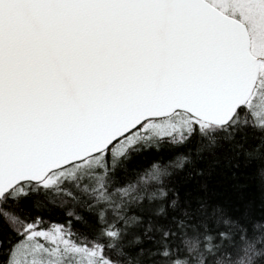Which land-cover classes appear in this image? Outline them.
<instances>
[{
  "label": "snow or ice",
  "instance_id": "6c2138e0",
  "mask_svg": "<svg viewBox=\"0 0 264 264\" xmlns=\"http://www.w3.org/2000/svg\"><path fill=\"white\" fill-rule=\"evenodd\" d=\"M0 264H264V0H0Z\"/></svg>",
  "mask_w": 264,
  "mask_h": 264
}]
</instances>
